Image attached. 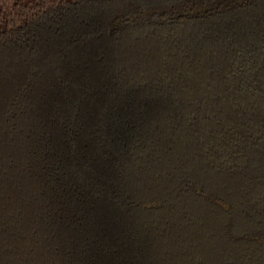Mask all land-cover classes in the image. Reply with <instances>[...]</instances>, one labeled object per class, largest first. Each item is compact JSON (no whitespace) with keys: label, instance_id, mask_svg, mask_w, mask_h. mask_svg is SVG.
I'll return each mask as SVG.
<instances>
[{"label":"trees","instance_id":"1","mask_svg":"<svg viewBox=\"0 0 264 264\" xmlns=\"http://www.w3.org/2000/svg\"><path fill=\"white\" fill-rule=\"evenodd\" d=\"M0 264H264V0H0Z\"/></svg>","mask_w":264,"mask_h":264},{"label":"water","instance_id":"2","mask_svg":"<svg viewBox=\"0 0 264 264\" xmlns=\"http://www.w3.org/2000/svg\"><path fill=\"white\" fill-rule=\"evenodd\" d=\"M118 23H120V20L119 21H115L111 27V30H114L116 28V26L118 25Z\"/></svg>","mask_w":264,"mask_h":264},{"label":"flooded vegetation","instance_id":"3","mask_svg":"<svg viewBox=\"0 0 264 264\" xmlns=\"http://www.w3.org/2000/svg\"><path fill=\"white\" fill-rule=\"evenodd\" d=\"M201 9H199V11H200Z\"/></svg>","mask_w":264,"mask_h":264}]
</instances>
